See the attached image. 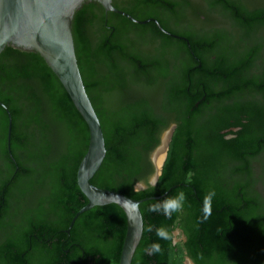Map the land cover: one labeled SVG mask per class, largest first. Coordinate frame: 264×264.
I'll list each match as a JSON object with an SVG mask.
<instances>
[{
    "label": "trees",
    "instance_id": "16d2710c",
    "mask_svg": "<svg viewBox=\"0 0 264 264\" xmlns=\"http://www.w3.org/2000/svg\"><path fill=\"white\" fill-rule=\"evenodd\" d=\"M113 5L186 35L207 70L194 73L190 48L154 22L106 12L98 1H86L75 13L77 60L107 149L91 182L143 199L144 231L131 264H183L186 254L196 264H264V101L237 102L243 82H264V7L238 0ZM234 6L248 22H197L202 14H234L226 11ZM0 100L12 116L10 148L17 160L9 159V115L0 105V264H119L127 229L119 205L94 206L70 227L88 203L77 172L90 132L38 52L7 45L0 53ZM172 122L177 127L163 173L149 185L150 154ZM237 126L226 138L223 130ZM137 182L148 187L136 190ZM180 192L181 212L167 218L149 211ZM212 192V214L204 220L203 200ZM161 227L173 238L180 229L181 240L160 239L155 229ZM152 243L163 253L148 254Z\"/></svg>",
    "mask_w": 264,
    "mask_h": 264
},
{
    "label": "water",
    "instance_id": "95a60500",
    "mask_svg": "<svg viewBox=\"0 0 264 264\" xmlns=\"http://www.w3.org/2000/svg\"><path fill=\"white\" fill-rule=\"evenodd\" d=\"M86 1H98L106 12L121 14L139 24L154 22L164 33L178 37L166 30L158 19L154 17L137 19L128 12L115 7L113 0H0V53L7 45L38 52L59 78L75 107L85 119L90 139L88 149L78 167L77 179L88 203L76 213L70 227L81 213L94 206L111 203L119 205L124 210L127 221L119 264H131L144 231V219L140 209L143 199L138 200L119 191L99 187L91 182L104 161L107 149L100 119L82 78L73 37L75 13ZM0 105L8 111L9 115L8 147L10 149L12 116L1 100ZM176 127L177 123L172 122L162 132L159 144L150 154L154 171L149 177V185H157L163 173ZM160 152L163 153V157L160 162H157ZM148 184L137 182L135 189H146ZM67 232L70 233V228ZM180 232V229L174 231L176 236L174 243L181 240L177 237ZM182 239L187 240L186 236ZM183 264H196V262L186 254Z\"/></svg>",
    "mask_w": 264,
    "mask_h": 264
},
{
    "label": "flooded vegetation",
    "instance_id": "af4514ba",
    "mask_svg": "<svg viewBox=\"0 0 264 264\" xmlns=\"http://www.w3.org/2000/svg\"><path fill=\"white\" fill-rule=\"evenodd\" d=\"M240 2V4L246 6L247 8H252L255 6H263L264 7V0H238ZM231 11L233 13V11H235L234 14L231 13H227L224 14L226 16H220V17H206L205 14H202L201 17L197 20V22L200 25H210L212 23L214 24H238V23H242V22H248V19H246L245 17H243L242 15L238 14V7L234 6L232 8L226 9V11ZM176 34V33H173ZM178 35V37H174L177 38L179 40H182L184 43H186V45L188 46V48H190L191 50V59L192 61L195 63V65L193 66L192 70L194 71V73H196L197 71L199 73H204L206 70V67L203 65V61L197 56L196 51H195V47L193 46L192 42L190 41V39L186 36V35H181V34H176ZM259 62L260 60H256L254 63V69L258 70L259 69ZM197 63V65H196ZM262 69L264 70V66L262 67ZM192 80V79H191ZM192 83V82H191ZM204 86H203V90H204ZM238 95L240 96V99L238 100H262L264 101V82L262 84H255L252 81L249 82H243L240 86H239V91H238ZM239 98V97H238ZM236 99H232L230 100L228 103L233 104L234 101ZM240 126L237 127H230L227 129L223 130V133L225 134L226 138H231L233 134H231V131H236L239 130ZM8 152H9V159L10 161H12V164L16 165L17 160L16 157L13 155V152L11 151V148L9 149L8 147ZM8 159V161H9ZM4 196L2 194H0V202L3 201Z\"/></svg>",
    "mask_w": 264,
    "mask_h": 264
},
{
    "label": "clouds",
    "instance_id": "9594fccd",
    "mask_svg": "<svg viewBox=\"0 0 264 264\" xmlns=\"http://www.w3.org/2000/svg\"><path fill=\"white\" fill-rule=\"evenodd\" d=\"M215 193H209L204 197L203 200V219L207 220L211 214H212V196H214ZM185 201V195L183 192H180L175 197H165L162 201L153 204L149 207L150 212H157L162 213L165 217L171 218L174 213H179L182 211ZM148 232L153 231V227L149 225L146 229ZM156 235L162 239V240H169L174 242L173 235L170 234L165 228H157L155 229ZM145 251L152 255L157 253H163V249L159 243H152L148 248L145 249Z\"/></svg>",
    "mask_w": 264,
    "mask_h": 264
},
{
    "label": "bare ground",
    "instance_id": "6f19581e",
    "mask_svg": "<svg viewBox=\"0 0 264 264\" xmlns=\"http://www.w3.org/2000/svg\"><path fill=\"white\" fill-rule=\"evenodd\" d=\"M163 157V153L160 152L159 155L157 156V162H160V160L162 159Z\"/></svg>",
    "mask_w": 264,
    "mask_h": 264
}]
</instances>
